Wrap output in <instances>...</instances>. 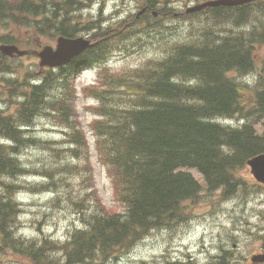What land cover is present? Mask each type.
Wrapping results in <instances>:
<instances>
[{"label":"trees","instance_id":"1","mask_svg":"<svg viewBox=\"0 0 264 264\" xmlns=\"http://www.w3.org/2000/svg\"><path fill=\"white\" fill-rule=\"evenodd\" d=\"M144 1L153 8L161 0ZM254 5L253 11L264 14V1ZM80 7L77 0H0V28L19 25L26 26L34 37L50 32L74 38L92 29V23H81L76 18ZM248 8V5L214 8L211 21L241 25L249 19ZM109 34L102 31L100 40L104 42ZM234 38L224 37L217 43L199 40L197 44L174 39L171 54L144 76L141 90L127 98L133 105L123 109L114 125L96 123L104 157L119 180L118 192L126 212L107 217L92 214L88 225L73 231L56 256H53L54 242L25 241L22 250L35 264H84L103 259L115 248L124 247L147 230L164 224L175 215L184 198L200 188L189 173H173L179 167H198L211 186L233 187L229 170L246 162L250 154L264 151L261 146L264 142L249 129L230 132L210 123L217 115L238 120L233 113L237 111L239 84L227 79L225 70L249 66V53H243L242 47L236 50V44L241 40L244 46L251 47L249 43L257 39L252 35L237 41ZM104 53L101 46L95 45L66 66L44 70L39 81L31 86L30 97L17 106L29 104L26 116L25 106L22 109V123L30 124L39 114L55 108L64 112L71 100L66 95L71 72L81 67V63L97 62ZM189 75L200 77L203 85L193 87L184 83L182 76ZM63 120L68 121L67 115ZM5 136L18 139L11 124L7 125ZM8 149L13 148L0 144V177L23 172ZM14 215L9 196H0L2 250L5 247L1 246H16L17 239L9 231Z\"/></svg>","mask_w":264,"mask_h":264},{"label":"rangeland","instance_id":"2","mask_svg":"<svg viewBox=\"0 0 264 264\" xmlns=\"http://www.w3.org/2000/svg\"><path fill=\"white\" fill-rule=\"evenodd\" d=\"M79 1L91 9L85 12L83 17L87 18L91 13V16H97L99 21L105 20L104 17L112 15L116 10L131 17L141 5L138 0ZM174 1H177L179 6L186 4L182 8L194 3L188 0ZM101 7L103 12L99 10ZM173 21L176 26L180 25L183 28L181 34L158 35L148 29L146 36L138 37L133 42L112 45L109 54L99 60L97 65H89L86 62L80 64L81 68L69 82V96L74 107L71 112L72 124L64 122L61 112L56 117L50 118L43 114L36 119L30 134L51 142L40 143L34 148L17 146L18 151L22 153L20 156L22 163L28 166L29 175L27 178L17 179L18 184L12 188L20 192L17 196L21 204L16 218L17 234L37 241L44 236L63 238L72 228H83L92 213L110 214L122 211L123 204L118 201L113 185L115 180L106 171L101 162L100 152L96 148L95 125L100 117L105 123L110 120L99 107L124 104L121 95L125 91L120 83L114 81V73L134 76L165 57L170 52V45L174 39L197 40L193 26H189L184 19L168 20L166 23L175 26ZM112 23L110 21V24ZM218 29L225 32L229 27L219 25ZM40 41L46 44L51 42L52 38L45 37ZM50 45H55V42ZM259 52L264 57V46ZM21 61L27 69L38 65V59L34 55L22 58ZM6 64L17 65L10 59H7ZM25 71H21L16 78L14 92L21 86ZM7 73L9 72L0 73V77L6 78ZM33 75L34 73L29 71L27 79ZM5 90L7 89L0 87L1 92ZM26 101L23 96H13L10 104L17 106V103ZM222 119L225 124L237 125L239 122L236 119ZM260 124L264 125V120ZM260 124L256 126L260 128ZM67 133L71 135L65 136ZM195 174L201 181L202 196L196 202L184 205L175 221L169 222L161 229L148 232L125 252L117 253V256H114L115 252L98 263L85 264H143L142 261L149 264H164L167 260H174L180 264H206L208 260L207 264H215L211 256L219 252L215 244L220 234L233 243L245 240L249 235V227L245 224L239 225L237 221L240 216L246 218L249 212L250 222L259 221L257 210L264 209V206H255V203L264 197V187L257 185V192L252 194L248 209L244 210L235 207L237 201L221 204L226 200L221 190H208L201 175L197 172ZM240 175L255 186L248 167L239 170ZM45 190L52 191L53 196L44 194ZM243 191L245 186L238 189V194H234V197L245 196L247 193L240 194ZM232 192L234 190L227 193ZM256 194L257 197H254ZM194 221L202 223L203 226L192 225L190 228ZM180 243L187 245L192 251L187 253L186 248L180 250ZM53 250L58 252L59 247L55 246ZM30 260L23 254L22 247L0 251V264H33Z\"/></svg>","mask_w":264,"mask_h":264},{"label":"water","instance_id":"3","mask_svg":"<svg viewBox=\"0 0 264 264\" xmlns=\"http://www.w3.org/2000/svg\"><path fill=\"white\" fill-rule=\"evenodd\" d=\"M74 43H80L81 46H78ZM88 46V42L78 41V40H68L65 38H59L58 39V45L57 50L53 51L51 47H44V49L38 53V55L41 58L40 65H49L53 66V64L50 61V58L60 52L65 51V49H73L74 52L72 54H79L85 47ZM1 48L5 51H8L7 54H13L14 52H17L18 54L22 55L24 52L18 51L16 47L14 46H1ZM5 53V52H4ZM250 164L253 167V170L256 174V176L260 180H264V156H261L259 158H256L252 161H250Z\"/></svg>","mask_w":264,"mask_h":264},{"label":"bare ground","instance_id":"4","mask_svg":"<svg viewBox=\"0 0 264 264\" xmlns=\"http://www.w3.org/2000/svg\"><path fill=\"white\" fill-rule=\"evenodd\" d=\"M0 43H1V40H0ZM73 52H74L73 49H65V51L62 52L63 58L64 59H75L78 56V54H72ZM14 96H22V95L14 94ZM24 99H25V97H24ZM19 104H21V103H17V106ZM226 119H228V118H226ZM231 119H233V118H231ZM238 121H239V119H238ZM226 125L233 126V127L236 126V125H231V124H226Z\"/></svg>","mask_w":264,"mask_h":264},{"label":"flooded vegetation","instance_id":"5","mask_svg":"<svg viewBox=\"0 0 264 264\" xmlns=\"http://www.w3.org/2000/svg\"><path fill=\"white\" fill-rule=\"evenodd\" d=\"M263 252H264V249H262L260 252H258V254H261ZM250 258H251V255L248 257H245L246 262H248L249 264H264V262H260L259 257L256 258V260L254 262L251 261Z\"/></svg>","mask_w":264,"mask_h":264}]
</instances>
